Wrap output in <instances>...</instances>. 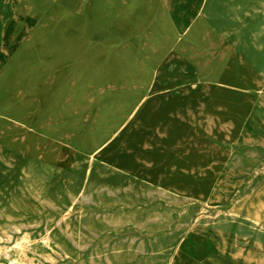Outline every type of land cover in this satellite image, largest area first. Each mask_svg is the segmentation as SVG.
I'll list each match as a JSON object with an SVG mask.
<instances>
[{
	"label": "rangeland",
	"instance_id": "374dc122",
	"mask_svg": "<svg viewBox=\"0 0 264 264\" xmlns=\"http://www.w3.org/2000/svg\"><path fill=\"white\" fill-rule=\"evenodd\" d=\"M258 189L264 0H0V264H257Z\"/></svg>",
	"mask_w": 264,
	"mask_h": 264
},
{
	"label": "bare ground",
	"instance_id": "6f19581e",
	"mask_svg": "<svg viewBox=\"0 0 264 264\" xmlns=\"http://www.w3.org/2000/svg\"><path fill=\"white\" fill-rule=\"evenodd\" d=\"M263 192H264V189H260V190H258L256 192V194L254 195V197L251 200L249 199V204H248L249 209H250V211H253L254 214H256L257 216L260 215V213L262 212V209L264 208V199L261 197ZM247 198H249V197H247ZM241 206H243V202L241 203ZM212 249H213V251L219 253L220 255H229V256H231V258H233L234 261L235 260L244 261V260L247 259V260H249V263L264 264V260L262 259L261 256H258V255L255 256V255H251V254L250 255L249 254H243L239 250H236L235 252L234 251L232 252L231 250L228 249V247L226 245L213 243ZM231 258H230V260H232ZM222 260H223V258H222Z\"/></svg>",
	"mask_w": 264,
	"mask_h": 264
},
{
	"label": "crops",
	"instance_id": "0c3cea01",
	"mask_svg": "<svg viewBox=\"0 0 264 264\" xmlns=\"http://www.w3.org/2000/svg\"><path fill=\"white\" fill-rule=\"evenodd\" d=\"M258 190H260V189H258ZM258 190H257V191H258Z\"/></svg>",
	"mask_w": 264,
	"mask_h": 264
}]
</instances>
